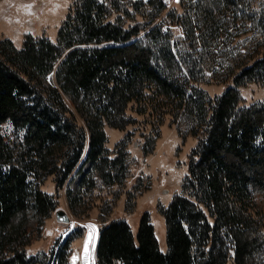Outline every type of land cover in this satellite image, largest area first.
<instances>
[{
    "label": "trees",
    "instance_id": "16d2710c",
    "mask_svg": "<svg viewBox=\"0 0 264 264\" xmlns=\"http://www.w3.org/2000/svg\"><path fill=\"white\" fill-rule=\"evenodd\" d=\"M145 4L157 16L167 10L162 0H78L55 42L26 35L16 48L0 41V264H34L26 248L58 205L57 195L40 187L48 176L56 189L73 171L80 176L76 191L66 190L71 210L83 189L123 183L125 144L105 148L104 126L136 123L127 114L131 104L151 125L144 155L166 116L198 141L182 192L161 212L166 252L143 213L135 235L124 220L100 227L96 264H264V100L240 107L236 88L251 79L264 86V1L187 0L181 13L166 12L180 36L153 24L149 12L134 23ZM246 33L248 46L240 41ZM52 72L57 87H44ZM230 77L235 87L214 97L198 87ZM61 92L89 133L76 169L84 136ZM7 122L19 139L5 138ZM79 235L67 238L58 264H67Z\"/></svg>",
    "mask_w": 264,
    "mask_h": 264
},
{
    "label": "rangeland",
    "instance_id": "374dc122",
    "mask_svg": "<svg viewBox=\"0 0 264 264\" xmlns=\"http://www.w3.org/2000/svg\"><path fill=\"white\" fill-rule=\"evenodd\" d=\"M78 0H0V41L9 40L16 48H21L26 35L35 38L45 37L56 41L57 31L65 17L71 12ZM132 2L148 0H131ZM167 10L156 15V9L146 4L140 9L134 23H143L149 12L153 24H160L164 31L170 30L174 36L182 35L178 24H173L166 16L170 9L178 13L183 11V2L187 0H162ZM264 1V0H263ZM250 33L240 38L242 44L248 46ZM232 64L229 61L228 64ZM44 87H57L54 73L42 80ZM198 87L214 97L224 92L228 87H235L232 77L225 82L210 79L199 83ZM240 94V107L249 106L264 100V86L257 79H251L236 87ZM67 107L74 113L78 127L84 136V147L81 158L75 169L84 160L89 145V133L82 118L76 111L68 94L61 92ZM127 114L136 118V123L123 130L104 126L107 136L105 148L112 152L115 147L125 144L128 169L122 184L103 186L97 184L94 189L82 190L80 201L71 210L66 199V190L76 191L80 176L73 171L65 180L63 186L55 188L54 175L48 176L41 184V189L50 194H56L58 205L56 210H63L69 221L60 222L53 211L44 225L39 237L34 238L27 246L26 252L34 260V264H58L63 246L68 237L80 233L69 243L67 264H86L94 262V251L100 227L112 220L126 221L135 235L139 220L143 213L148 214L154 228L155 238L160 251L166 252V227L162 210L167 207L172 197L182 192L181 186L188 173V164L192 149L198 137H183L171 122L165 117L159 126V135L154 149L144 155L142 144L147 140L151 125L144 115H136L133 105L127 108ZM2 133L7 140H16L21 132L15 130L7 122L2 125ZM124 143V144H123ZM113 154H111L112 156ZM89 163L84 164L87 171ZM264 234V226L262 228ZM87 243V251L85 246ZM227 264H233L230 259Z\"/></svg>",
    "mask_w": 264,
    "mask_h": 264
},
{
    "label": "water",
    "instance_id": "95a60500",
    "mask_svg": "<svg viewBox=\"0 0 264 264\" xmlns=\"http://www.w3.org/2000/svg\"><path fill=\"white\" fill-rule=\"evenodd\" d=\"M55 217L60 222H68L69 221V218H68L67 214L65 213V211H63L61 209L55 211Z\"/></svg>",
    "mask_w": 264,
    "mask_h": 264
},
{
    "label": "built area",
    "instance_id": "2783aa9c",
    "mask_svg": "<svg viewBox=\"0 0 264 264\" xmlns=\"http://www.w3.org/2000/svg\"><path fill=\"white\" fill-rule=\"evenodd\" d=\"M86 264H96V261H95V263L91 261V262H88Z\"/></svg>",
    "mask_w": 264,
    "mask_h": 264
},
{
    "label": "snow or ice",
    "instance_id": "6c2138e0",
    "mask_svg": "<svg viewBox=\"0 0 264 264\" xmlns=\"http://www.w3.org/2000/svg\"><path fill=\"white\" fill-rule=\"evenodd\" d=\"M85 250L87 251V243H86V246H85Z\"/></svg>",
    "mask_w": 264,
    "mask_h": 264
},
{
    "label": "crops",
    "instance_id": "0c3cea01",
    "mask_svg": "<svg viewBox=\"0 0 264 264\" xmlns=\"http://www.w3.org/2000/svg\"><path fill=\"white\" fill-rule=\"evenodd\" d=\"M94 256H95V251H94Z\"/></svg>",
    "mask_w": 264,
    "mask_h": 264
}]
</instances>
